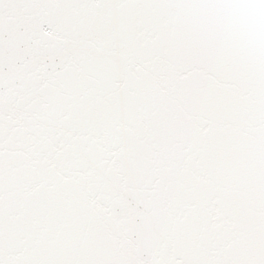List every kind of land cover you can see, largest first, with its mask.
<instances>
[{
    "label": "snow or ice",
    "instance_id": "snow-or-ice-1",
    "mask_svg": "<svg viewBox=\"0 0 264 264\" xmlns=\"http://www.w3.org/2000/svg\"><path fill=\"white\" fill-rule=\"evenodd\" d=\"M0 264H264V0H0Z\"/></svg>",
    "mask_w": 264,
    "mask_h": 264
}]
</instances>
